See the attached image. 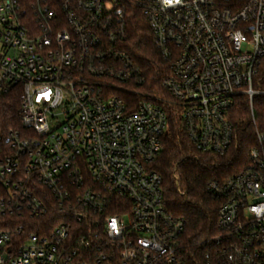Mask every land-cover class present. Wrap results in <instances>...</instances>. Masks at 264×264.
Wrapping results in <instances>:
<instances>
[{"label": "built area", "instance_id": "built-area-1", "mask_svg": "<svg viewBox=\"0 0 264 264\" xmlns=\"http://www.w3.org/2000/svg\"><path fill=\"white\" fill-rule=\"evenodd\" d=\"M136 19L167 97L123 48ZM263 58L264 0H0V264H201L154 163L170 111L196 151L227 155L244 101L255 145L209 184L219 231L200 246L203 264H264Z\"/></svg>", "mask_w": 264, "mask_h": 264}, {"label": "trees", "instance_id": "trees-1", "mask_svg": "<svg viewBox=\"0 0 264 264\" xmlns=\"http://www.w3.org/2000/svg\"><path fill=\"white\" fill-rule=\"evenodd\" d=\"M129 40L123 45L142 69L147 83L143 87L151 95L168 96L162 87L170 71L169 63L157 50L151 31L145 21L136 19L130 26ZM254 87L264 91V58L254 78ZM3 115L9 117L14 107L7 105ZM254 111L264 129V95L254 100ZM169 123L161 141V153L154 168L163 178L164 199L167 209L185 220L182 242L188 255L198 256L203 264L206 247L200 243L215 236L218 231V209L222 201L209 193L211 182H224L248 163L249 149L255 145V134L250 126L241 127L249 117L245 101L236 114L239 139L225 156L200 153L189 140L181 119L169 112ZM177 175V181L174 176Z\"/></svg>", "mask_w": 264, "mask_h": 264}]
</instances>
